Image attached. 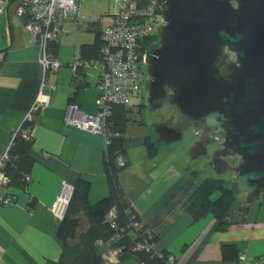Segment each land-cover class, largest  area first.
Wrapping results in <instances>:
<instances>
[{
	"label": "crops",
	"instance_id": "crops-1",
	"mask_svg": "<svg viewBox=\"0 0 264 264\" xmlns=\"http://www.w3.org/2000/svg\"><path fill=\"white\" fill-rule=\"evenodd\" d=\"M39 58L40 48L25 29L24 19L17 16L16 5L10 6L0 16V157L39 95ZM72 61L73 57L65 58L53 76L57 90L51 94L49 107L31 117L35 164L28 191L14 187L0 190V195L12 199L0 204V264H51L59 260L62 250L57 231L62 220L51 208L64 183L74 186L80 178L90 182L93 204L109 194L104 172L107 140L64 122L70 103L90 114L98 111V74L94 79L86 68L75 77L70 69ZM80 83L85 87L78 89ZM144 135L126 137L131 164L121 171L119 179L143 222L159 237L156 251L170 253L177 264H264V202L250 204L246 220L226 231L218 229L211 215L193 222L187 203L205 177L194 178L193 168L173 162L175 153L170 156L171 149H165L163 143L151 158L147 139L159 142V138L156 133ZM32 199L37 203L29 210ZM230 244L239 252L236 261L223 258L222 247ZM106 264L143 263L136 255L119 259L111 252Z\"/></svg>",
	"mask_w": 264,
	"mask_h": 264
},
{
	"label": "water",
	"instance_id": "water-1",
	"mask_svg": "<svg viewBox=\"0 0 264 264\" xmlns=\"http://www.w3.org/2000/svg\"><path fill=\"white\" fill-rule=\"evenodd\" d=\"M163 14L146 54L157 141L193 127L198 159L221 140L215 171L231 172L232 190L254 204L264 195V0H163Z\"/></svg>",
	"mask_w": 264,
	"mask_h": 264
},
{
	"label": "trees",
	"instance_id": "trees-1",
	"mask_svg": "<svg viewBox=\"0 0 264 264\" xmlns=\"http://www.w3.org/2000/svg\"><path fill=\"white\" fill-rule=\"evenodd\" d=\"M89 24L90 31L93 27H98V40L82 45L80 53L84 59L97 58L99 53V28L102 24L95 21H89ZM59 51L60 43L49 45V52L53 57L58 58ZM85 85L80 83L77 86L80 89ZM138 105L145 107L144 104ZM132 112V107L111 106L105 121L108 141L104 153V172L109 194L93 204L89 199L91 183L83 178L78 180L74 185L67 213L57 231V240L62 250L61 257L51 264H106V257L111 252H117L119 259L136 255L143 264L168 263L171 254L156 251L159 237L143 222L127 198L119 179L121 171L131 164L127 155L126 130L132 121L130 114ZM140 123L145 125L143 121ZM33 130V122L27 119L15 132L9 158L3 168L9 178L5 185L6 189L14 187L28 191L35 164V159L31 155L35 145ZM147 140L150 157L153 158L157 155L161 142H155L151 138ZM192 175L197 179L201 177L196 170ZM28 177H31V180H28ZM36 203V200L32 199L29 210L34 209ZM249 207V203L239 204L238 196L227 180L205 177L190 197L187 213L193 222L211 215L217 220L218 229L226 231L246 220ZM111 211H114L113 217H110ZM82 217L87 220L86 230H81ZM222 251L226 261H236L239 258V252L234 244L224 245Z\"/></svg>",
	"mask_w": 264,
	"mask_h": 264
},
{
	"label": "built area",
	"instance_id": "built-area-1",
	"mask_svg": "<svg viewBox=\"0 0 264 264\" xmlns=\"http://www.w3.org/2000/svg\"><path fill=\"white\" fill-rule=\"evenodd\" d=\"M81 1L83 0H0V16L10 6L16 5L17 16L24 19L25 29L40 48L42 79L39 95L31 108L28 120H31L35 113L49 107L51 94L57 90L52 78L62 63L50 54L49 45L60 43L64 23L72 16H76L77 20L83 19ZM107 1L114 3L115 12L111 15L110 22L99 28L98 57L84 59L79 53L70 65L75 77L81 69L94 68L98 71V111L90 114L74 103L69 104L64 122L69 127L105 136L108 141L105 121L111 106L132 107L138 101L148 98L143 93V87L149 80L144 72V66L147 65L146 54L151 46L159 44V28L165 25V20L163 0ZM89 21L101 23V17L90 18ZM155 38L157 40H154ZM11 147L12 142L0 157V190L9 181L3 168ZM28 180H31V177H28ZM73 193V185H62L61 192L51 208L57 219H64ZM11 202L10 197L0 195V203ZM113 216L114 211H111L110 217ZM175 263L176 258L170 255L167 264Z\"/></svg>",
	"mask_w": 264,
	"mask_h": 264
},
{
	"label": "rangeland",
	"instance_id": "rangeland-1",
	"mask_svg": "<svg viewBox=\"0 0 264 264\" xmlns=\"http://www.w3.org/2000/svg\"><path fill=\"white\" fill-rule=\"evenodd\" d=\"M81 15L83 19L77 20L76 16H72L65 24V27L61 33V45H60V62H64L65 58H72L73 59L78 56L80 53V49L82 45L95 43L97 42V29L98 27H93L90 31L89 27V19L101 17V24L102 26L109 23L111 20V15L114 14V3L107 1V0H83L81 1ZM99 42V41H98ZM74 52H76L74 54ZM74 54V55H73ZM64 68V67H63ZM69 69V68H68ZM71 69V68H70ZM69 69V70H70ZM89 75L92 78H96V75L99 73L94 68H87L86 69ZM72 71V69H71ZM70 71V72H71ZM73 72V71H72ZM144 72L146 74V78L148 79V66H144ZM145 95L148 97V91L145 92ZM73 104V103H70ZM138 104H144L145 107H140ZM133 112L131 114L132 121L130 122L127 130H126V137L129 139L130 137H137L139 134H153L155 135V130L153 128V124L158 120L157 114L153 113L147 105V98L146 100H140L136 103V105L132 106ZM144 122L145 125H141L140 122ZM144 135V136H145ZM102 136V135H101ZM200 134H197L195 129L192 127L188 129L185 134L183 140L170 144L164 145L165 149L169 148V155L172 156L175 153L176 157H171L173 162L178 163V165H185L187 164L190 168L198 171L201 177H213V178H222L229 182V185L232 186L231 182L233 178V174L231 172L219 175L214 168L212 163L213 155L216 152L218 146H220V142H212L211 145L208 147V155L193 159L190 155L191 147L198 142ZM105 138V136H102ZM159 138L158 135L155 136ZM171 152V153H170ZM238 202L239 204H248L247 202V194L242 193L238 194ZM258 202H264V195L262 196L261 200ZM1 205L5 203H0ZM83 223L81 230L87 229V220L85 217H82Z\"/></svg>",
	"mask_w": 264,
	"mask_h": 264
},
{
	"label": "flooded vegetation",
	"instance_id": "flooded-vegetation-1",
	"mask_svg": "<svg viewBox=\"0 0 264 264\" xmlns=\"http://www.w3.org/2000/svg\"><path fill=\"white\" fill-rule=\"evenodd\" d=\"M146 91H148V90H147V84L144 85V87H143V93H145ZM211 140H212V139H211ZM213 140H214V139H213ZM213 140H212V141H213ZM219 142H220V144H221L222 141L220 140ZM217 149H220V146H218ZM229 160H230V159H229Z\"/></svg>",
	"mask_w": 264,
	"mask_h": 264
}]
</instances>
